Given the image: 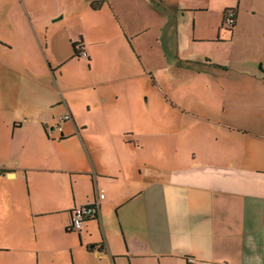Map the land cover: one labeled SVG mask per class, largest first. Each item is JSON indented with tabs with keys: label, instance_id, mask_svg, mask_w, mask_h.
I'll return each mask as SVG.
<instances>
[{
	"label": "crops",
	"instance_id": "obj_1",
	"mask_svg": "<svg viewBox=\"0 0 264 264\" xmlns=\"http://www.w3.org/2000/svg\"><path fill=\"white\" fill-rule=\"evenodd\" d=\"M229 6L231 38L198 29ZM241 8L264 18V0H0L17 15V90L0 52V264H264V26L236 30ZM237 31L255 59L192 46Z\"/></svg>",
	"mask_w": 264,
	"mask_h": 264
},
{
	"label": "rangeland",
	"instance_id": "obj_2",
	"mask_svg": "<svg viewBox=\"0 0 264 264\" xmlns=\"http://www.w3.org/2000/svg\"><path fill=\"white\" fill-rule=\"evenodd\" d=\"M186 1L195 2L196 0H186ZM6 2H7V5L11 8L10 9L11 11H17V0H6ZM39 7H41V4L39 5ZM229 7L235 8L236 6H229ZM243 9L242 8L240 9V13H241L240 22H239V25L236 26L237 28L236 30L242 28L245 24L264 26V18L262 17L260 13H258L257 16L249 17ZM222 12H223V9L220 12L217 11V9H212L207 14V16L204 17L205 20L204 19L198 20L197 22L198 29L202 26L208 27V29H210V26H209L210 24L212 25L214 23H217V21H219L221 33H224V32L227 33L226 39L231 38L232 32H233L232 30L233 28H235V26L230 28L228 24H226L225 26L222 25V20H220ZM9 15L10 14L0 19V28H2L1 32L5 38V41H7L8 43L6 44V46L3 45L4 44L3 42H2L3 44H0V49H1L0 52L4 54L3 56L5 57V60L7 62L11 61L13 63V67L5 69L6 80L4 79V88L9 89L10 91V90H17V60H16L17 59V15L15 14L16 17H13L11 15L9 16ZM67 19L68 17L66 19H63V21L59 20V22H66ZM73 19H74L73 16H69L70 22H72ZM196 40L197 41L192 43V46L196 48V51L198 53L206 54L208 59L221 60V61L225 60V61H230L232 63L244 57L249 58V59H255V56H256L254 49H252L250 39H246L245 35L243 33H239L238 31L234 35V39H229V40L223 39L222 41H217L214 43H212L209 40L207 41H202L201 39H196ZM82 59L83 58L80 57L79 60L69 63L70 70L75 71V70L85 67L86 64L83 62ZM191 63H193L192 66H196V67L201 66V64L199 63H195V62H191ZM180 72H184V71H180ZM164 75L167 76L168 74L165 73L163 74V76ZM149 88L150 90H155L156 92H159L160 90L159 87L153 84L151 79L149 83ZM186 88L187 87L184 86L183 84L180 86H177V89L179 90H184ZM163 89L173 90L174 86L172 82L165 83L163 86ZM16 148H17V142L14 146V149Z\"/></svg>",
	"mask_w": 264,
	"mask_h": 264
},
{
	"label": "built area",
	"instance_id": "obj_3",
	"mask_svg": "<svg viewBox=\"0 0 264 264\" xmlns=\"http://www.w3.org/2000/svg\"><path fill=\"white\" fill-rule=\"evenodd\" d=\"M226 24L232 28L233 22L236 20V12L233 8H229L226 13ZM225 24V25H226ZM223 25V26H225ZM81 54L87 56V52L82 50ZM71 118L70 113H65L58 118L57 129L62 130V123ZM104 194L99 195V199L103 198ZM99 212V203L93 202L75 207L71 212V228L78 231L81 230L86 220L97 217Z\"/></svg>",
	"mask_w": 264,
	"mask_h": 264
},
{
	"label": "trees",
	"instance_id": "obj_4",
	"mask_svg": "<svg viewBox=\"0 0 264 264\" xmlns=\"http://www.w3.org/2000/svg\"><path fill=\"white\" fill-rule=\"evenodd\" d=\"M92 6H93L94 8H97L98 3H96V2H92ZM228 9H229V8H227V9L224 11L223 20H222V25H225V24H226V20H227V18H226V13H227V10H228ZM233 10L236 12V19H237V9H236V8H233ZM232 24H233L232 26H234V25L236 24V20H235ZM231 30H232V29H231ZM76 45H77V43H76V42H73V49H74V54H75V55L78 54V51H77V49H76ZM217 66H220V67H223V68H227V66H223V65H220V64H217Z\"/></svg>",
	"mask_w": 264,
	"mask_h": 264
}]
</instances>
